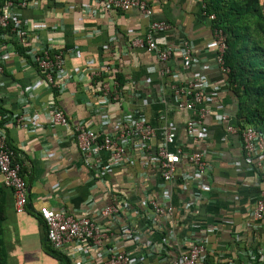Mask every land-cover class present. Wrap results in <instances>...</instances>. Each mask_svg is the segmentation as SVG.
Returning <instances> with one entry per match:
<instances>
[{
  "label": "crops",
  "instance_id": "obj_1",
  "mask_svg": "<svg viewBox=\"0 0 264 264\" xmlns=\"http://www.w3.org/2000/svg\"><path fill=\"white\" fill-rule=\"evenodd\" d=\"M97 1L39 0L37 9L14 7L30 21V30L40 28L35 21L42 20L44 27L35 36L54 47L66 46L77 52L76 57L66 56L68 69L74 71L86 65L104 63L120 74L124 90L134 89L133 103L113 104L106 109L111 123L137 109L144 113L155 130L154 149L161 143L160 128L165 125L174 133L175 143L184 146L193 143L195 149L205 153L212 171L203 177L201 186L195 182L183 185L177 179L165 186L169 197L166 204L174 210L173 215L160 222V226L172 234L169 259L177 255L184 243L205 234L208 256L214 255L217 264H227L246 255L251 260H264V220L256 224L249 217V209L264 189V181L258 180L260 175L264 178V161L259 167L248 163L240 133L237 130L228 132L227 124L212 116L203 119L198 132L205 140L191 142L185 126L194 113L177 108L170 87L173 77L159 73L165 67L172 69L176 72L174 80L178 85L186 84L194 76H202L210 85H221L209 96L210 106L228 114L231 118L228 124L235 126L233 99L224 89V75L214 64L215 49L210 46L213 30L209 16L203 11L202 0H144L151 9L148 19L136 9L123 12L104 8ZM86 8L100 11L90 16L83 12ZM152 21L166 22L169 26L167 30L152 34L155 43L161 47H180L187 42L196 61L193 67L183 70L179 54L163 63L153 52L130 44L135 38L144 39ZM2 54L8 56L0 62V129H5L8 144L17 154L28 188V205L24 213L16 214L14 199H6L2 238L7 264H61L42 251L44 226L37 213L40 206L74 212L81 210L88 200H93L99 208L110 203V195L106 193L108 188L135 204L145 194L158 198L162 182L137 160L112 171L104 183L93 181L75 142L63 127L51 126L48 116L43 114L48 102L53 101L71 122L84 121L97 130L102 129V118L93 112L97 101L89 91V82H78L73 76L67 89L54 96L41 80L40 71L26 63L14 45L2 47ZM37 80H41L39 85L28 93L27 89ZM25 101L38 120L39 130L34 135L25 128L6 126L9 116L21 110ZM183 172L192 170L181 162L176 173ZM145 176L149 178L147 182ZM194 194L200 196V202L194 203ZM142 234L143 239L159 240L160 228L143 230ZM119 246L130 252L135 250L130 242L119 241ZM148 262L159 264L157 260Z\"/></svg>",
  "mask_w": 264,
  "mask_h": 264
},
{
  "label": "built area",
  "instance_id": "obj_2",
  "mask_svg": "<svg viewBox=\"0 0 264 264\" xmlns=\"http://www.w3.org/2000/svg\"><path fill=\"white\" fill-rule=\"evenodd\" d=\"M96 3L104 8L123 12L136 9L147 19L151 15V9L144 0H98ZM39 5V0L0 2V50L7 45L18 44L24 50V61L40 71L41 80L50 92H64L73 76L77 77L78 82L88 81L89 91L97 101L93 112L102 118V129L99 130L88 122H71L52 101L43 110L51 126L58 125L66 130L67 136L75 142L84 166L91 172L93 181L104 183L112 171L122 169L137 160L158 175L162 182V191L158 198L145 194L135 204L108 188L106 193L110 195L111 202L99 208L95 207L93 200H88L81 210L74 212H69L66 208L51 209L40 206L37 213L45 227L49 244L67 257L70 264H149L148 261L151 260H157L159 264H204L208 257L205 234L199 239L184 243L177 255L169 259V241L172 234L160 226V222L174 213L173 208L166 204L169 199L165 189L167 184L177 179L183 185L195 182L197 186H201L203 177L212 171V165L205 160V153L195 149L193 143L188 146L175 143L174 133L165 125L160 128L161 143L154 149L155 130L144 113L137 109L123 114L116 123H111L106 109L113 104L122 106L126 102L133 103L136 92L132 88L120 89L114 78V70L104 63L86 65L74 71L68 69L66 56L76 57L77 52L74 49L65 51L63 48L54 47L48 41L35 36L44 27L42 20L35 21L36 26H40L37 31L30 30V21L15 9H37ZM97 11L100 10L86 8L83 12L93 16ZM208 18L213 20L214 16L210 15ZM168 27L166 22L152 21L144 39L135 38L130 44L153 52L158 61L163 63L179 54L183 61V70H188L196 61L187 42L180 47H161L153 39V33L167 30ZM210 46L215 49V67L225 76L229 69L224 64L226 45L221 30H213ZM6 56L8 54L0 55V62ZM159 73L173 77L174 82L170 87L176 98L177 108L194 113V117L185 126L186 136L191 142L205 140V136L198 135V132L206 116L226 123L228 132L237 130L228 124L231 120L228 114L213 110L210 106L209 96L219 90L221 85H210L202 76H194L186 84L178 85L174 80L177 77L176 72L172 69L165 67ZM41 80L34 82L27 89L28 93ZM224 87L227 90L225 83ZM29 106L27 101L23 102L21 110L9 116L6 126L14 125L25 128L32 135L36 134L39 124L31 114ZM109 127L113 130L107 129ZM240 137L245 158L257 167L262 166L264 135L251 126H245L240 131ZM6 139L5 129H0V185L12 191L15 213L21 214L28 205V188L21 173V163L16 160V154ZM181 162L191 168L192 172L178 175L177 167ZM144 178L146 182L149 179L148 176ZM193 200L198 203L201 198L194 194ZM249 217L256 224L264 220V189L260 190L249 209ZM156 228L165 231V236L159 240L151 237L143 239V230L148 232ZM119 241L132 243L134 252L122 249ZM259 261L264 260L259 258Z\"/></svg>",
  "mask_w": 264,
  "mask_h": 264
},
{
  "label": "trees",
  "instance_id": "obj_3",
  "mask_svg": "<svg viewBox=\"0 0 264 264\" xmlns=\"http://www.w3.org/2000/svg\"><path fill=\"white\" fill-rule=\"evenodd\" d=\"M202 5L207 17L214 16V19L210 20L211 29L222 31L226 45L223 59L229 72L224 76V83L233 99L234 127L240 133L245 126H251L264 135V0H202ZM13 45L18 53L24 56V50L18 44ZM70 49L72 48L66 46L63 48L65 51ZM114 78L122 89L124 80L120 74L115 73ZM52 94L55 96L58 92L52 90ZM245 159L252 164V161ZM16 160L20 163L17 154ZM258 180L264 181L263 175H260ZM10 197L13 198L12 191L0 185V264H7L2 226L6 218V199ZM38 218L41 221L39 215ZM41 224L43 225L42 221ZM165 234V231H160V238ZM41 248L48 257L61 264H70L67 257L51 247L46 238L45 227ZM247 251L245 249V254ZM246 256L232 260L231 263L264 264V261L251 260ZM217 262L218 259L214 255H209L204 264Z\"/></svg>",
  "mask_w": 264,
  "mask_h": 264
}]
</instances>
